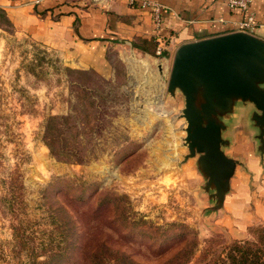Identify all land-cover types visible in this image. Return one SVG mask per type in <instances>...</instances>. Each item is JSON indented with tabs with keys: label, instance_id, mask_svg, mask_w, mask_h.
Masks as SVG:
<instances>
[{
	"label": "rangeland",
	"instance_id": "1",
	"mask_svg": "<svg viewBox=\"0 0 264 264\" xmlns=\"http://www.w3.org/2000/svg\"><path fill=\"white\" fill-rule=\"evenodd\" d=\"M116 52L103 71L76 67L0 10V264H89L84 249L163 264L185 246L198 259L258 239L255 210L237 223L208 211L196 159L183 161V95L168 93V77L155 86L137 61L146 54Z\"/></svg>",
	"mask_w": 264,
	"mask_h": 264
},
{
	"label": "crops",
	"instance_id": "2",
	"mask_svg": "<svg viewBox=\"0 0 264 264\" xmlns=\"http://www.w3.org/2000/svg\"><path fill=\"white\" fill-rule=\"evenodd\" d=\"M150 1L164 6L160 29L150 7L130 6L127 0H0V10L16 29L82 69L103 71L109 66V55L116 51L126 62L144 53L148 58L137 61L148 69L147 76L155 78V86H163L164 78H169L179 46L237 31L236 22L242 18L226 0ZM252 10L259 25L253 34L264 39V0H254ZM155 62L161 66L153 72ZM247 114L242 108L226 133L231 139L226 153L241 164L231 179L222 212L236 223L255 219L254 210L257 217H264V153L257 150V144H250L243 130L249 125Z\"/></svg>",
	"mask_w": 264,
	"mask_h": 264
},
{
	"label": "water",
	"instance_id": "3",
	"mask_svg": "<svg viewBox=\"0 0 264 264\" xmlns=\"http://www.w3.org/2000/svg\"><path fill=\"white\" fill-rule=\"evenodd\" d=\"M98 1V0H97ZM168 93L184 97V162L196 159L213 213L224 207L241 162L226 153V136L242 108L264 153V39L234 31L187 42L175 52Z\"/></svg>",
	"mask_w": 264,
	"mask_h": 264
},
{
	"label": "trees",
	"instance_id": "4",
	"mask_svg": "<svg viewBox=\"0 0 264 264\" xmlns=\"http://www.w3.org/2000/svg\"><path fill=\"white\" fill-rule=\"evenodd\" d=\"M171 226L180 229L179 231L188 230L185 224L173 223ZM175 235L182 237V234ZM214 252L215 247L209 245L201 251L197 259L195 250L185 246L163 264H189L195 259H197L195 264H264V228L259 230L258 239L255 241H236L225 248L224 255L222 253L219 256H212ZM83 254L89 264H109L104 249L90 252L84 249Z\"/></svg>",
	"mask_w": 264,
	"mask_h": 264
},
{
	"label": "built area",
	"instance_id": "5",
	"mask_svg": "<svg viewBox=\"0 0 264 264\" xmlns=\"http://www.w3.org/2000/svg\"><path fill=\"white\" fill-rule=\"evenodd\" d=\"M110 1L113 0H98V2H103V3ZM226 1L230 9L242 15V18L236 22L237 31L253 34L257 29V27L259 26L255 13L252 10V4L254 0H226ZM127 2L130 6H140L142 8L150 7L151 14L156 24V27L159 29L161 28L163 9H164L163 5L156 2H152L150 0H127ZM161 53H162V49L161 47H158L157 54L160 55Z\"/></svg>",
	"mask_w": 264,
	"mask_h": 264
}]
</instances>
